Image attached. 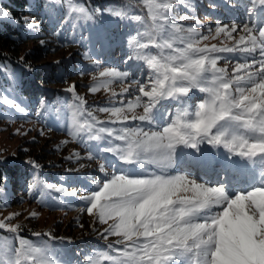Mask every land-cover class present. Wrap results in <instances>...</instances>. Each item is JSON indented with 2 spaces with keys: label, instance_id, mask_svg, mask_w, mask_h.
I'll return each instance as SVG.
<instances>
[{
  "label": "snow or ice",
  "instance_id": "1",
  "mask_svg": "<svg viewBox=\"0 0 264 264\" xmlns=\"http://www.w3.org/2000/svg\"><path fill=\"white\" fill-rule=\"evenodd\" d=\"M53 2L58 4L60 0ZM143 2L151 22L140 16L130 17L144 25V30L129 36L132 51L125 61L133 62L129 69H148L144 82L130 81L137 85L135 100L100 108L114 118L105 122L85 108L86 101L77 94L75 85L65 89L75 102L67 106L71 109L67 134L88 149V159L103 161L99 171L104 178L93 180L94 187L79 197L83 210L95 215L99 223L108 224L100 233L102 239L119 237L115 243L123 247L109 244L106 249L85 254L81 262L58 260L49 247V241L56 237L44 233L49 239L37 245L19 235L20 225L0 220V229L18 241V246L9 243L8 237L0 241V264H264V0H239L245 16L259 20L257 35L247 23L238 25L234 21L231 27L221 26L217 19V35L226 33L231 38L238 26L248 33L239 38L238 44L243 47H201V41L209 36L179 22L194 20L199 24L197 17H177L171 11L175 0ZM257 4L262 7L252 17L250 13ZM220 6L212 4L213 8ZM67 7V15L52 32L56 37L65 24L71 23L74 29L77 21L92 20L101 11L113 17L126 16L111 8L89 12L72 0H67ZM0 21L19 23L3 7ZM23 27L34 36L40 32L39 26L27 17L23 18ZM207 30L210 33L212 26ZM44 44L41 39L40 45ZM150 48L157 51L153 53ZM237 51L248 55L238 58L234 74L229 77L226 69L217 67V61L231 58L216 54ZM85 58L91 59L87 52ZM19 63L32 70L23 57ZM93 63L98 76L93 77L97 83L89 89L91 92L115 80L123 83L129 76V71L101 68L99 61ZM193 89L205 95L191 107L188 98ZM161 101H172L175 110L168 111ZM0 103L15 109L21 118L27 116L26 108L15 97L0 92ZM44 107L42 98L34 115L42 118L40 109ZM136 108H142V113L136 114ZM129 120L138 123H128ZM44 134L42 129L40 135ZM89 141L98 143L92 145ZM75 156L79 159V153ZM25 163L34 170L29 195L37 183L42 187L41 198L46 193L60 204L65 201L52 192L77 195L76 188L69 191L62 184L45 183L39 178L41 166L36 161ZM146 164L155 168H147ZM178 165L182 173L172 171ZM256 165L259 179L240 187L245 168ZM196 170L204 178H198ZM208 175L215 178L214 184L206 178ZM6 181L7 177H3L0 182ZM32 235L40 237L41 233ZM59 241L64 243L65 238Z\"/></svg>",
  "mask_w": 264,
  "mask_h": 264
},
{
  "label": "rangeland",
  "instance_id": "2",
  "mask_svg": "<svg viewBox=\"0 0 264 264\" xmlns=\"http://www.w3.org/2000/svg\"><path fill=\"white\" fill-rule=\"evenodd\" d=\"M25 2V6L21 8L23 13L15 16L11 8H17L19 5L13 0H0V7L11 12L19 22L10 24L19 28L29 38L28 42L20 46L16 52L8 54L7 59H0V92L9 98L15 97L17 103L27 110V116L21 118V114L15 109L0 103V160L3 161L2 164L15 167L13 183L0 182V220L20 225L22 231L19 235L37 245L49 239L43 235L44 233H50L57 238L49 241L55 259L81 262L85 254L92 253L93 250L106 249L109 244L117 248L123 246L115 243L119 237L109 236L108 240L102 239L100 233L108 227V224L99 223L95 215L90 216L83 210V201L79 197L84 195V190L94 187L93 180L104 178V173L99 171L100 163L103 161L88 159V149L79 140H73L67 134L66 129L71 120V109L67 106L75 102L72 93L65 89L75 85L77 94L86 101L85 108L98 120L108 122L114 119L110 113L100 111V108L111 107L113 104L120 106L121 101L125 105L129 101H134V89L137 85L130 84V81L144 82L148 73V69L143 66L129 69L128 65L133 63L132 61L125 63L132 50L122 44H128L130 35H136L137 31L144 30V25L130 17L140 16L149 23L151 21L143 0H72L74 4L85 7L89 12L93 9L111 8L125 12L126 16L113 17L101 11L100 14L94 15L92 20L77 21L74 29L71 28V23L65 24L60 36L56 37L52 32L68 13L67 0H60L58 4L53 0H25ZM238 2L239 0H175L171 11L177 17L194 15L198 18L199 24L194 20H179V22L184 26L192 25L201 34L209 36L208 40L201 41V47L212 45L243 47L238 44L239 38L241 35L247 36L248 33L240 26L232 33L231 38L226 33L217 35L215 32L217 19L221 26L229 27L234 21H238L230 20L226 11L230 7L237 6ZM212 4L221 6L213 8ZM243 11L242 22L248 24L253 30V35H257L258 27L255 28L254 19L247 18L244 8ZM230 14L236 13L230 12ZM25 17L39 26L38 35H32L30 30L23 27ZM241 20L238 21V25ZM208 26H212L210 33L207 30ZM41 39L45 41L43 47L40 45ZM73 41L78 42L73 43ZM149 50L153 53L157 51L152 48ZM86 52L91 59L85 58ZM216 55L231 58L218 60L217 67L226 69L228 76L232 77L238 58L248 54L237 51ZM21 57L31 65V71L26 70L19 63ZM56 61L60 63L57 64ZM93 61H99L101 68L110 66L120 71H129V76L123 83L115 80L108 87H100L96 92H91L89 89L97 83L93 77L98 76ZM82 71L83 75L80 74ZM124 88H128V91L124 92ZM204 95L193 89L189 94V105L194 107ZM42 98L45 107L40 109L42 118H38L34 113L39 108ZM161 103L168 111L175 110L172 101H161ZM142 111V108L135 109L136 114ZM126 114L131 116L132 113ZM128 123L138 122L129 120ZM42 129L45 132L43 136L40 135ZM97 143V141H89L92 145ZM76 153H79V159L76 158ZM104 155L109 159H115L110 154ZM30 159L41 166L39 178L45 183L62 184L69 191L76 188L77 195L73 197L52 192V195L63 199L64 204L52 200L46 193L41 198L42 187L39 183L31 189L29 195L28 186L34 180V170L25 161ZM145 167L155 168L150 164H146ZM105 168L111 172L107 164ZM180 170L179 165L172 169L175 173H182ZM62 177L64 179H61ZM197 177L204 178L202 175ZM206 178L209 180L208 177ZM209 182L215 183L210 180ZM33 212L37 213L35 217L32 216ZM9 217H11L10 221ZM111 223L109 221V224ZM34 232L41 233V236L32 235ZM12 235L0 229V241L8 237L9 243L18 246V241L12 239ZM60 237L65 238L64 243L59 241Z\"/></svg>",
  "mask_w": 264,
  "mask_h": 264
},
{
  "label": "trees",
  "instance_id": "3",
  "mask_svg": "<svg viewBox=\"0 0 264 264\" xmlns=\"http://www.w3.org/2000/svg\"><path fill=\"white\" fill-rule=\"evenodd\" d=\"M19 6L17 8L12 7V11L15 16H19L23 13L22 9L25 6V0H13ZM29 40L28 35L23 34L16 26L1 22L0 23V59H7V55L16 52L18 48ZM15 176V167L10 164L0 163V181L3 177H7V181L13 183ZM1 185V184H0Z\"/></svg>",
  "mask_w": 264,
  "mask_h": 264
},
{
  "label": "bare ground",
  "instance_id": "4",
  "mask_svg": "<svg viewBox=\"0 0 264 264\" xmlns=\"http://www.w3.org/2000/svg\"><path fill=\"white\" fill-rule=\"evenodd\" d=\"M245 2H247V0H245ZM249 6H251V5H249ZM243 8L244 7H242L241 5H240V2H238V4H237V6H234V7H230V9H227L226 11H227V13L229 14V11H233L232 9H234V10H237V12H238V14H237V16L236 17H231V15H229L230 16V20H241L243 17V13L242 12H244L243 11ZM260 8H258V9H256V10H254V12H253V14H252V17H255V15H256V12L259 10ZM255 20V19H254ZM237 21V22H238ZM240 22H242V20L240 21ZM254 25H255V28H259L260 27V22H254ZM258 52H259V49H257V54H258ZM207 147H210V146H207ZM220 151H224L223 149H220ZM181 167V166H180ZM258 169H259V165H256L255 166V168H248V167H246L245 168V171H244V174L242 175L243 176V179H242V181H243V184L241 185V187H247L248 185H249V183H251V182H255V181H257L258 179H259V172H258ZM180 172H183V168L181 167V170H180ZM246 172V173H245ZM245 177V178H244ZM209 180L210 181H214L215 180V178L212 176V175H210L209 176ZM245 180V181H244Z\"/></svg>",
  "mask_w": 264,
  "mask_h": 264
}]
</instances>
